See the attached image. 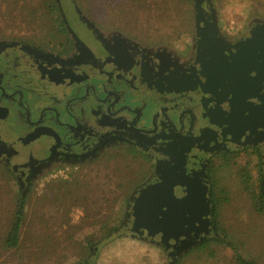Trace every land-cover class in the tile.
Returning a JSON list of instances; mask_svg holds the SVG:
<instances>
[{"label": "flooded vegetation", "instance_id": "af4514ba", "mask_svg": "<svg viewBox=\"0 0 264 264\" xmlns=\"http://www.w3.org/2000/svg\"><path fill=\"white\" fill-rule=\"evenodd\" d=\"M197 2L207 20L205 0ZM89 33L58 35L47 51L17 35L0 41V165L17 178L22 197L52 169L75 171L125 154L147 168L131 210L138 190L161 179L191 184L202 204L214 172L239 157L246 159L240 169L252 161L264 168V86L240 90L242 69L226 49L242 35L194 36L179 50L188 68L162 80L150 47L127 38L118 54L102 41L116 33ZM211 234L210 221L171 245L161 242L175 257Z\"/></svg>", "mask_w": 264, "mask_h": 264}, {"label": "rangeland", "instance_id": "374dc122", "mask_svg": "<svg viewBox=\"0 0 264 264\" xmlns=\"http://www.w3.org/2000/svg\"><path fill=\"white\" fill-rule=\"evenodd\" d=\"M209 3L208 8L215 12L213 36L217 41H221L223 35H242L245 39L256 24L264 23L263 2L260 6L252 0H209ZM40 4L39 0H0V41L10 42L11 36L17 35L19 39L35 41L44 48L42 50L47 51V42L58 40V35L62 34L57 30L59 25L43 14ZM58 5L65 18L64 27L67 28L68 35H90L91 29H88L83 14L73 0H59ZM184 5L185 10L192 14L191 21L187 23L191 35H103L105 48L120 54L123 40L129 38L146 44L150 47L147 49L148 54L160 58L157 76L160 75L162 80L183 74L188 64L181 58L183 56L179 50H183L194 36L197 37L195 28L198 27L195 22L197 14L194 0H184ZM93 19L103 22L100 17ZM131 31H139V28L132 27ZM96 32L97 35H102L97 30ZM32 51L45 54L35 47H32ZM170 69L173 71L165 77L163 71ZM110 159L75 171H69L66 167L55 168L38 181L28 197L26 221L17 250H7L2 245L10 230L15 203L22 195L17 178L10 169L0 165V264H61L60 260L68 255H72L73 261L79 260L80 252L85 254L89 264H171L175 257H168L165 251L167 248L160 236L147 237L143 232L141 236L130 237L131 222H128L126 228L114 233L110 241L86 245V236L95 227L92 222L107 210L104 200L112 198L108 196V188L113 191L114 183L119 178L127 183H137L143 176L147 177V169L137 171L139 167L135 161H122L119 156ZM245 161L244 157H239L233 166L214 172L212 180L228 188V204L221 210V219L238 246V255L248 263L264 264V214L254 212L249 195L240 187L242 180L237 172ZM253 165L254 161L248 167ZM59 172L62 175L54 177ZM129 172L135 179L128 176ZM254 173L252 171V175ZM252 181L255 183L253 189L257 192L259 183L256 175ZM61 192L67 193V196H61ZM92 202L98 204L92 206ZM81 205H89L87 213L90 217H84L86 212ZM94 213H97L96 218L91 217ZM166 239L170 245L171 242H176L169 237ZM234 259L233 252L213 242L201 252H193L184 258L181 264H234Z\"/></svg>", "mask_w": 264, "mask_h": 264}, {"label": "trees", "instance_id": "16d2710c", "mask_svg": "<svg viewBox=\"0 0 264 264\" xmlns=\"http://www.w3.org/2000/svg\"><path fill=\"white\" fill-rule=\"evenodd\" d=\"M39 1L41 3L40 9H42L43 14L48 16V18H52L55 24L59 25V28H57L58 32L62 35H68V30L64 27L65 18L58 5V0ZM252 1H254L257 6H260L261 2L264 3V0ZM73 2L77 4L78 10L83 14L84 19L100 33L111 32L118 35H159L160 33H162L161 35H191L190 31H188L187 23L191 21L192 14L185 10L184 0H73ZM94 15L95 17L102 18L103 22H98L96 19L94 20ZM132 27H138L139 31H131ZM54 30L56 31V29ZM130 155L131 154H125L124 157H119V159L122 161L127 159L135 161L137 167H139L137 171L146 168L141 161L137 160V158H132ZM248 165L237 171L242 180L240 187H243L245 194L249 195L254 212L258 215H263L264 168L259 165V162L257 165H253L254 167L251 166L249 168ZM226 167H228V164ZM252 171H255L254 175H256L259 183L257 192L253 189L255 183L252 181L254 179ZM128 176L133 177L132 173ZM133 178L135 179V177ZM144 179L145 176L140 178V181L137 183H135L134 180H132L134 182L127 183L119 178L114 183L115 187L113 191L108 188V196L110 195L112 198L110 197L104 200L107 210L99 219H94L92 222L95 227L86 236V245L91 246L93 244H101L102 242L110 241L114 233L127 227H125V224L128 223L127 221L130 217L129 212L131 210L130 207L134 193L138 187L142 185ZM31 192L32 191L29 190L25 197H20L15 203L10 230L2 245L4 249H19L21 231L26 221V206ZM60 195L66 197L67 193L61 192ZM227 195L228 188L222 183L212 180L210 184L209 204L211 207L210 221L215 236L213 237L212 235V237L204 241L202 238L201 242L199 241L192 244L185 252L181 254L176 253L175 260H172L171 264H181L184 258H187V256L193 252H201L208 248L209 244L213 242L225 246L226 249L234 253V264H252L238 255V246L233 242L231 235L222 224L221 210L223 206L228 204ZM80 203L82 204L83 202ZM80 203L77 202V204ZM97 204L98 202H92V206H96ZM82 209L86 212L84 217H90V214L87 213L89 205H83ZM94 214L95 215H91V217L96 218L97 213ZM69 218V215H67V220H69ZM130 239H128V241H130ZM210 255H213V253H210ZM78 257L79 260L73 261L72 255H68L66 258L63 257L60 263L89 264V260H87L83 252H80Z\"/></svg>", "mask_w": 264, "mask_h": 264}, {"label": "water", "instance_id": "95a60500", "mask_svg": "<svg viewBox=\"0 0 264 264\" xmlns=\"http://www.w3.org/2000/svg\"><path fill=\"white\" fill-rule=\"evenodd\" d=\"M195 2L196 35L215 39V12L209 9L207 20L201 13L199 3ZM208 5L209 0H205ZM214 12V13H213ZM78 13V12H77ZM208 21V22H207ZM88 29L97 35L96 30L87 22ZM223 47V46H222ZM226 49L233 57V67L242 69L243 77L238 87L240 90L251 89L254 86H264V23L256 24L249 37ZM191 184L185 181H168L161 179L158 184L146 185L138 190L131 210L133 216L131 237H138L145 232L147 237L158 235L178 241L186 237L188 230L195 225L210 223L209 200H202L203 210H196L202 205ZM201 207V206H200ZM197 232V231H196ZM198 236V232L196 236ZM202 241V238L199 240ZM195 244V243H194ZM181 247L179 254L190 248Z\"/></svg>", "mask_w": 264, "mask_h": 264}, {"label": "built area", "instance_id": "2783aa9c", "mask_svg": "<svg viewBox=\"0 0 264 264\" xmlns=\"http://www.w3.org/2000/svg\"><path fill=\"white\" fill-rule=\"evenodd\" d=\"M60 175H62V173H61V172H59V173H56V174L54 175V177L58 178Z\"/></svg>", "mask_w": 264, "mask_h": 264}]
</instances>
